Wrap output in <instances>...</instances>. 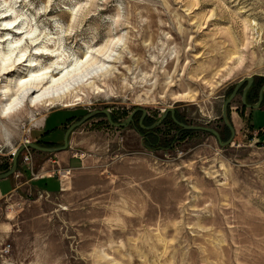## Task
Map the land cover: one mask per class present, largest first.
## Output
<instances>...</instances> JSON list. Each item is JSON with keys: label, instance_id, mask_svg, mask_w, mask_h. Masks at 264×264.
Here are the masks:
<instances>
[{"label": "rangeland", "instance_id": "1", "mask_svg": "<svg viewBox=\"0 0 264 264\" xmlns=\"http://www.w3.org/2000/svg\"><path fill=\"white\" fill-rule=\"evenodd\" d=\"M6 11L36 32L37 46L71 59L103 46L114 53L109 79L97 82L104 93L87 91L73 108L28 109L3 123L9 136H0V174L21 146L36 143L30 136L52 110L74 112V122L109 111L122 123L136 113L127 128L104 114L80 127L90 135L92 147L81 150L91 158L68 191L0 197V264H264V104L244 108L240 89L227 147L209 133L185 135L170 113L160 126H139V109L147 128L174 109L179 121L229 139L224 102L254 77L249 103L257 104L264 85V0H0V24ZM187 93L194 101L181 99ZM148 137L155 149L145 147ZM23 155L18 168H28ZM0 182L7 194L9 181Z\"/></svg>", "mask_w": 264, "mask_h": 264}, {"label": "bare ground", "instance_id": "2", "mask_svg": "<svg viewBox=\"0 0 264 264\" xmlns=\"http://www.w3.org/2000/svg\"><path fill=\"white\" fill-rule=\"evenodd\" d=\"M8 13H3L4 21L0 24V33L4 32L0 36V78L4 77L6 81L1 87L0 136H9L3 129L4 122L15 119L28 109L73 108L83 102L87 91L104 93L97 82L109 79L111 67L108 64L112 61L114 48L88 49L82 58L71 59L60 48L50 49L45 44L37 46L40 38L36 32L25 31L28 26L19 24L18 19L9 20ZM14 36L19 38L12 41ZM25 39L29 43L23 47ZM4 43L8 44L6 48L2 47ZM34 44L35 53L32 55L29 54V45ZM117 44L119 41L114 47ZM45 56L49 63L40 64L37 57ZM181 99L192 102L195 96L187 93ZM32 116L33 113L31 118L34 120Z\"/></svg>", "mask_w": 264, "mask_h": 264}, {"label": "crops", "instance_id": "3", "mask_svg": "<svg viewBox=\"0 0 264 264\" xmlns=\"http://www.w3.org/2000/svg\"><path fill=\"white\" fill-rule=\"evenodd\" d=\"M262 111L264 112V109ZM53 112L52 110L45 115L39 128L33 136H30L32 141L39 142L45 147L62 146L66 131L75 123L76 119V115L71 111V114L67 117H57ZM231 122H234L237 128L239 122L235 123L233 118ZM240 122L242 123V120ZM260 130L264 132V127H261ZM82 133L80 128L72 133L67 151L56 154L36 152L34 156L32 155V163H24L28 168L21 165L17 174L4 180L9 181L11 190L7 194H2L0 191V197L7 199L15 194L19 195L18 190L20 189H28L30 192L33 191L36 194L48 196H55L71 189L70 184L73 177L79 175L85 168H89L87 163L91 158V155H86L88 152L81 150L85 145L92 147L90 135ZM260 139H264V133L259 136ZM72 183L74 185L75 181H72Z\"/></svg>", "mask_w": 264, "mask_h": 264}, {"label": "water", "instance_id": "4", "mask_svg": "<svg viewBox=\"0 0 264 264\" xmlns=\"http://www.w3.org/2000/svg\"><path fill=\"white\" fill-rule=\"evenodd\" d=\"M255 81L256 80L254 77H247V78L241 80L239 82V84L234 88V90H233L232 94L229 96V98L224 102L222 118H223L225 126L230 131V137L226 141H224L222 139L221 134L216 129L205 127V126H192V125H188V124H185V123L179 121L176 118V113H175L174 109L168 110L163 115V117L158 122H156L155 125L151 128H147L143 125L144 119L146 118V115H147V111L144 109H139V110H141V112L143 114L140 121H139V126L142 129H152L154 127L160 126L164 122V120L166 119L168 113H170L174 123L177 126H179L180 128H182L183 130L191 131V132L209 133V134L213 135L218 140L221 147L230 146L236 137V130H235L233 124L230 122V119H229V107H230L231 103L233 102V100L238 96L240 89L244 86V89L242 92V103L246 108H249L252 110H258L261 108V106L263 104V101H264V85L262 86V88L259 92V99H258L257 104L253 105V104H248V102H247L248 94H249L250 90L252 89ZM99 114L106 115L109 123L115 128H119V129L127 128L130 125L134 124V114H132L130 117H128L124 122L117 123V122H114L109 111L91 112V113L87 114L86 116H84L81 120L73 123L68 128V130L65 133L64 142H63L62 146L45 147V146L38 145L37 143H34V142L33 143L27 142L26 144L21 146L16 151V153L14 154L12 167L7 172L0 174V181L6 180L18 172V161H19L20 157L22 156V154L24 152H26L27 150H33V151L48 153V154H56V153H60L63 151H67L69 149V140H70L72 133L75 130H77L78 128H80L81 126H83L85 123H87V121H90L92 118H94L96 115H99Z\"/></svg>", "mask_w": 264, "mask_h": 264}, {"label": "trees", "instance_id": "5", "mask_svg": "<svg viewBox=\"0 0 264 264\" xmlns=\"http://www.w3.org/2000/svg\"><path fill=\"white\" fill-rule=\"evenodd\" d=\"M255 89H256V82L254 83L252 89L250 90V92H249V94H248V97H247V102H248V104H250L249 101H250V98H251L252 92H253ZM257 102H258V99H257ZM263 104H264V101H263ZM244 108H245V106H244ZM263 113H264V112H263ZM229 119H230V122H231L230 107H229ZM113 120H114V119H113ZM172 121H173V120H172ZM173 122H174V121H173ZM231 123H232V122H231ZM180 129H181V132L183 131V133H184L185 135L188 134V133H191V131H186V130H183L182 128H180ZM226 129H227V131H228V133H229V136H230V131L228 130L227 127H226ZM150 135H151V136H150ZM147 136L152 137V138L155 137V136L153 135V133H149ZM149 137H148L147 139L145 138V140H144V145H145V147L148 148V149H155V144H154V142H150ZM37 144L43 146V145L40 144L39 142H37ZM7 171H8V170H7ZM7 171H6V172H7ZM4 173H5V172H4Z\"/></svg>", "mask_w": 264, "mask_h": 264}, {"label": "built area", "instance_id": "6", "mask_svg": "<svg viewBox=\"0 0 264 264\" xmlns=\"http://www.w3.org/2000/svg\"><path fill=\"white\" fill-rule=\"evenodd\" d=\"M27 142H29V141H27ZM32 152H33L32 150H27L26 152H24L23 159H22L23 162H25L27 164H31L32 163ZM67 174H69V173H67Z\"/></svg>", "mask_w": 264, "mask_h": 264}]
</instances>
